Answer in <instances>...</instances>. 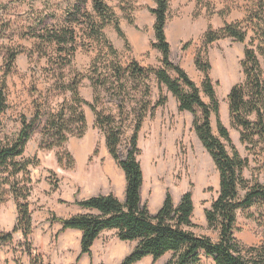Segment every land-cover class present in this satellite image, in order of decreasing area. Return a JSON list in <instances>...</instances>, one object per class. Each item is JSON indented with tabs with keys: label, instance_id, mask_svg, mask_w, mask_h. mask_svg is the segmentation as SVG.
Here are the masks:
<instances>
[{
	"label": "rangeland",
	"instance_id": "374dc122",
	"mask_svg": "<svg viewBox=\"0 0 264 264\" xmlns=\"http://www.w3.org/2000/svg\"><path fill=\"white\" fill-rule=\"evenodd\" d=\"M102 1L115 13L126 41L119 37L112 25L103 29L105 42L89 37L84 26L77 27L75 52L72 57L65 58L64 53L58 55L53 52L39 38H34L30 31V27H35V32L42 33L44 26L52 25L54 17L62 14L61 9L65 6L63 0H0V90H3L5 101V108L0 113V147L13 144L21 129V120L24 118L29 122L33 119L35 104L42 110L44 124L49 114L56 113L64 101L71 102L68 93L55 91L51 87L54 79L58 78L53 74L51 63H70L63 75L69 78L71 72H76L82 76L80 96L89 103L93 102L94 97L90 79L108 80L109 87L98 92L97 108L116 119H120V114L117 95L112 89L114 83L110 79V67L119 65L126 69L132 61L150 70L161 67L159 52L150 46L154 40V17L150 13L155 7L153 0ZM168 1L165 33L171 48L170 60L183 69L199 88L203 76L195 67L194 58L204 47L207 29L219 30L225 24H238L246 32L244 43L230 38L222 39L208 45L203 57L211 66L209 75L222 125L229 133L232 146L242 159L247 160V166L242 170L246 187L238 191V197L242 200L247 188L256 184L264 186V148L257 141L249 144L240 142L241 130L230 121L227 95L234 85L245 80L241 61L246 47L255 50L264 81V55L258 51L259 47L264 50V42L257 31V26L264 24V11H259V3H264V0ZM88 11L91 12V4ZM258 16L261 19H257ZM40 19L45 22L43 25H38ZM106 42L115 50V55ZM187 42H190V46L186 51H181ZM47 48L50 59L42 56L45 52L42 50ZM11 53L16 56L10 71H7V54ZM169 74L175 77L174 73ZM147 83L148 95L144 94L142 84L129 83L122 114L124 137L120 155L125 154V143L132 135L144 102H148V111L141 124L144 136L139 140V131L137 142L140 150L138 160L146 178L143 201L145 203L144 199L147 200L148 186L151 193L148 209L155 214L159 210H156L159 200L162 196L165 198L166 193L177 204L180 197L191 190L194 205V228L191 230L197 236L216 242L218 231L210 229L204 217V210L210 208L219 194L215 165L193 130V115L177 110V102L164 86L159 87L153 74H150ZM161 96L166 97L167 101L157 107L151 116L150 110ZM201 99L209 104V99L203 94ZM83 111L86 130L81 138L69 137L61 149L47 150L42 146V125H38L26 143L23 154L14 158L15 163H28L27 174L20 173L15 179L30 188L28 202L32 233L27 242L34 255L43 257L44 264H76L79 253L74 252L78 241L76 233H60V224L49 222L51 215L59 218L75 216L74 202L90 198L88 186L91 185L90 180L94 179L93 174L119 177L125 182L122 170L106 149L104 133L94 127L91 110L84 106ZM250 120L255 121V117L252 116ZM210 122L213 134L218 135L214 115ZM225 145L231 155V147L227 143ZM58 157L62 158L61 164ZM8 175L7 171L0 170V233H11L17 220L16 204L6 183ZM9 179L10 182L13 180L11 177ZM233 233L244 248L264 244V201L236 212ZM24 242L21 232L14 233L10 242L0 246V264H31ZM119 244L115 232L110 230L96 243L92 256H81L77 264H119L121 260L117 259V248L114 247ZM110 246L111 249L106 252ZM133 246L134 243H130L123 248L132 249ZM171 256L168 253L156 263L147 257L138 264H165ZM202 261L213 264L211 259L203 258Z\"/></svg>",
	"mask_w": 264,
	"mask_h": 264
},
{
	"label": "trees",
	"instance_id": "16d2710c",
	"mask_svg": "<svg viewBox=\"0 0 264 264\" xmlns=\"http://www.w3.org/2000/svg\"><path fill=\"white\" fill-rule=\"evenodd\" d=\"M23 1V0H21ZM62 14L54 17L52 25L44 26L43 32H35V27H30L31 35L39 38L41 42L58 55L64 53L65 58H70L76 49L77 27H85L89 37L103 40V29L112 25L119 37L125 39L119 27L117 17L113 10L102 0H63ZM155 7L150 10L154 17L153 36L150 43L152 49L160 54L161 67L150 70L139 66L132 61L126 69L119 65L110 67V79L118 100L120 119L104 113L97 108L98 92L109 87L108 80H96L91 78V86L94 89L93 102L89 103L80 96L82 76L71 72L66 78L64 69L67 65L57 62L52 64L53 74L57 75L51 87L55 91L68 93L71 102L64 101L56 113H50L47 120L42 123L44 115L39 105L35 104L34 117L27 122L21 120V129L13 144L0 147V170L7 171L9 178L7 184L17 208V220L11 233H0V246L12 240V235L21 232L26 245V252L31 264H44L40 254L34 255L27 242L32 233L31 210L28 198L30 188L26 183L18 182L17 175L27 174L28 163H15L14 158L23 154L24 147L30 139L36 126L42 125L44 138L42 146L47 150L61 149L69 137L81 138L86 130V117L83 107L87 106L94 117V127L105 135L106 149L122 170L125 178V199L119 201L113 194L93 196L88 199L74 202V205L90 211V213L78 214L70 218H59L51 215L49 222L59 223L60 233L67 230L81 232L80 253L75 263L83 255H91V247L103 231H115L117 239L121 242H135V247L124 257L120 264H136L146 257H150L153 263L168 253L171 258L165 264H204L202 259H211L213 264H264V244L258 247H242L234 237L236 212L252 208L257 202L264 201V186L256 184L246 189L242 200L238 197L240 188L246 187V181L242 177V170L247 166V160L242 159L232 146L229 133L222 125L219 116V106L216 99L214 85L209 72L210 64L203 58L206 48L222 39H232L238 43H244L246 32L238 24H225L219 30L210 28L204 34V47L197 52L194 64L202 74L200 88L189 78L187 73L170 60V44L167 41L165 26L168 20V0H153ZM91 12L89 13V5ZM260 12L264 11V3H259ZM262 13V12H261ZM257 19H261L259 16ZM38 25H43L42 19ZM131 22V20H129ZM8 27V26H7ZM0 30V37H1ZM258 34L264 42V24L257 26ZM107 43V42H106ZM108 44V43H107ZM190 42L183 44L181 51H186ZM108 47L113 55L115 50L110 44ZM128 47V44H126ZM43 57H49L46 52ZM261 55L264 50L258 48ZM16 54H7V71H10ZM50 59V57H49ZM241 67L245 80L241 84L234 85L228 95V112L232 125L241 130L240 142L242 144H262L264 148V81L261 77L260 64L254 49L246 47L243 52ZM174 73L172 78L169 73ZM8 73V72H6ZM153 74L160 86H164L177 102L179 112H189L193 115L192 127L202 146L211 157L219 179V194L209 209L204 210L205 221L210 229L218 231V240L213 242L210 238L197 236L192 232L194 224L192 216L194 205L192 192L184 193L177 204H174L169 193H166L164 201L155 214H151L147 204L141 202L140 191L143 185V172L138 160L140 150L138 148V133L142 121L147 114L149 104L144 102L135 123L132 135L125 143V154L120 155V147L124 137V104L129 89V83L143 85L144 94L148 95V79ZM201 94L209 99L205 104ZM166 97H159L151 108L152 112L157 107L163 106ZM3 90H0V113L4 106ZM197 111L199 115H197ZM216 118L217 134L214 135L210 118ZM254 116L255 121L250 118ZM257 139V140H256ZM227 143L231 149L230 155L226 149ZM66 157L70 158L67 154ZM70 161V162H69ZM68 162L72 164L70 158ZM59 164L62 158L58 157ZM95 213H92V212Z\"/></svg>",
	"mask_w": 264,
	"mask_h": 264
},
{
	"label": "crops",
	"instance_id": "0c3cea01",
	"mask_svg": "<svg viewBox=\"0 0 264 264\" xmlns=\"http://www.w3.org/2000/svg\"><path fill=\"white\" fill-rule=\"evenodd\" d=\"M170 53H171V48H170ZM176 101V100H175ZM144 134V129L141 128L140 130V133H139V140H140V137ZM144 136V135H143ZM93 177L94 179H91L90 180V183L91 185L88 186V189L89 191L91 192L90 194V197H93V196H98V195H108V194H113L119 201L121 202H124V199H125V195H124V192H125V185L126 183L123 182V178H115L114 176L108 178L105 174H102V175H98L97 173L96 174H93ZM124 181H125V178H124ZM93 182H94V185H93ZM146 185V178H145V175L143 176V185H142V188H141V191H140V197H141V202L144 203L143 201V198H144V187ZM150 189V188H149ZM149 193V194H148ZM150 191L148 190V186H147V200L144 199L147 204V207H148V203H149V198H150ZM87 199V198H86ZM163 200H164V196H162V198L159 200L158 204H157V208H160V206L162 205L163 203ZM76 208V213L74 215H78V214H84V213H90V211H87V210H83L77 206H75ZM156 210H154L152 213H154ZM92 213H95L94 211ZM65 232H75L76 233V236H77V245H76V248H75V251L74 252H79L80 253V239H81V232L79 231H76V230H67ZM108 231H103L97 240H95V242L93 243V246L91 247V256L92 254L94 253V247L96 246V243L99 241V239L104 235V233H106ZM115 232V231H113ZM119 246L117 245H114L115 248H117V259L119 260H123L124 257L126 255H128L130 253V251L135 247V242H121L119 241ZM130 243H134V246L132 249H126L124 250L123 246L126 245V244H129ZM111 249V246L108 247L105 251L106 252H109V250ZM79 253L76 257V259L78 258L79 256ZM112 253V252H111ZM84 256V255H83ZM147 258V257H146ZM144 258V259H146ZM143 259V260H144ZM82 260V259H81ZM141 260V261H143ZM76 261V260H75ZM120 261V262H121ZM140 261V262H141ZM138 262V263H140ZM137 263V264H138ZM120 264V263H119Z\"/></svg>",
	"mask_w": 264,
	"mask_h": 264
}]
</instances>
